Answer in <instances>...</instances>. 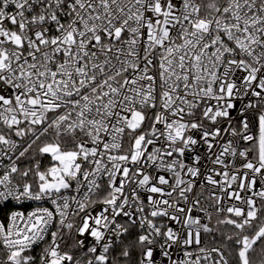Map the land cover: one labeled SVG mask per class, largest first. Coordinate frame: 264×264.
<instances>
[{
  "label": "snow or ice",
  "instance_id": "obj_1",
  "mask_svg": "<svg viewBox=\"0 0 264 264\" xmlns=\"http://www.w3.org/2000/svg\"><path fill=\"white\" fill-rule=\"evenodd\" d=\"M0 264H264V0H0Z\"/></svg>",
  "mask_w": 264,
  "mask_h": 264
},
{
  "label": "built area",
  "instance_id": "obj_2",
  "mask_svg": "<svg viewBox=\"0 0 264 264\" xmlns=\"http://www.w3.org/2000/svg\"><path fill=\"white\" fill-rule=\"evenodd\" d=\"M37 251H39V249H37Z\"/></svg>",
  "mask_w": 264,
  "mask_h": 264
}]
</instances>
